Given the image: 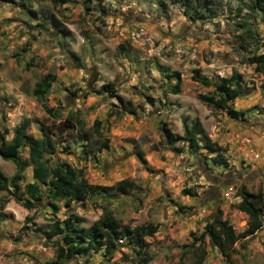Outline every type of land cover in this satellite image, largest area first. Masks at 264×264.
<instances>
[{"label":"rangeland","instance_id":"obj_1","mask_svg":"<svg viewBox=\"0 0 264 264\" xmlns=\"http://www.w3.org/2000/svg\"><path fill=\"white\" fill-rule=\"evenodd\" d=\"M209 1L215 16L191 19L169 0H162L164 8L158 0H0V135L9 139L27 119L32 136H40L39 126L51 132L49 161L80 168L92 185L122 179L133 185L68 206L53 202L55 212L44 197L27 210L0 191V264H56L55 237L44 233L51 220L69 215L87 227L106 210L130 229L151 224L155 232L143 237L139 250L122 239L109 255L99 250L65 264H195L190 243L212 216L219 213L235 232L245 228L237 189L264 203V67L249 62L264 57V17L252 9L253 0ZM173 71L180 76L177 94L168 77ZM233 71L241 75V95L230 103L243 112L237 119L198 97ZM45 74L53 77L45 94L50 113L32 94ZM105 84L116 98L101 90ZM195 123L225 147L226 166L180 140L179 152L165 146L161 128L176 138ZM19 154L25 159L27 148ZM14 171L10 160L0 158L6 179ZM31 181L26 166L21 189ZM200 249L201 264H264V218L227 255L207 236Z\"/></svg>","mask_w":264,"mask_h":264},{"label":"trees","instance_id":"obj_2","mask_svg":"<svg viewBox=\"0 0 264 264\" xmlns=\"http://www.w3.org/2000/svg\"><path fill=\"white\" fill-rule=\"evenodd\" d=\"M158 2L161 7H165L162 0H158ZM169 2L183 6L187 16L191 19L202 18V16L209 18L215 16L213 9L209 6V0H169ZM251 7L260 16L264 17V0H253ZM204 10H206L205 15ZM249 62H255L261 68L264 67V57L262 56H252ZM195 74H198V71H195ZM168 77L174 78L175 83L171 88V93L177 94L180 82L179 73L173 71ZM52 81L53 77L45 74L35 82L32 89L33 96L40 102L46 113L51 112V109L46 107L45 94ZM201 82L208 86L205 79H201ZM240 84L241 75L233 71L228 76L219 77L217 85L208 95H199L198 97L211 109L223 110L231 118L237 119L243 115V112L233 109L230 103L241 95ZM101 90L109 93L111 97H115L108 84L102 85ZM117 99L122 104L121 99ZM122 106L124 111L134 112V109L130 108L129 105ZM77 123L81 127L80 121H77ZM27 127V119H22L13 128L12 136L9 139H5L0 135V158L10 160L15 167V171L9 179H6L0 172V191H6L15 197V200L25 209H32L35 206L34 202L44 197L50 203L52 212H55L57 206L53 202L56 201H62L65 206H68L72 201L83 200L92 194H104L109 190L124 193L133 187L125 179L117 181L113 186L89 184L80 168L70 166L64 161L54 162L45 158V155H52L55 150L51 132L39 126L40 136L34 137L27 132ZM161 132L165 146L168 149L176 152L181 151L180 147H175V144L180 140L191 152L204 149L206 153L211 155L209 158L213 164L227 165L224 157L225 147L212 141L198 123L185 127L182 137H173L166 128H161ZM106 142L101 143V148L107 147ZM82 146V149L86 151L87 145ZM24 147L27 148V157L21 159L19 153ZM26 166L31 167L33 181L23 184L21 189L22 170ZM182 193L194 194L188 189H183ZM23 194L26 198L19 196ZM236 195L239 196L236 208L247 216L245 228L240 232H235L226 220L220 217L219 213L212 216L211 220L205 223L198 237L193 238L190 243L197 255L195 264H201L202 262L203 256L199 251L205 236L222 255H227L228 249L238 239L251 235L261 228L264 218V203L260 195L249 193L242 188L237 189ZM154 232L155 227L151 224L130 229L128 226L122 225L109 211L105 210L87 227L81 226L80 219L75 215H69L63 220H51L48 231L44 234L48 239L55 237L52 244L56 264H65L67 259L88 255L99 250H103L105 255H109L117 246L118 240L122 239L131 241L139 250L144 244L143 237L152 235Z\"/></svg>","mask_w":264,"mask_h":264},{"label":"crops","instance_id":"obj_3","mask_svg":"<svg viewBox=\"0 0 264 264\" xmlns=\"http://www.w3.org/2000/svg\"><path fill=\"white\" fill-rule=\"evenodd\" d=\"M32 181H33V180H32ZM32 181H31V182H32Z\"/></svg>","mask_w":264,"mask_h":264}]
</instances>
